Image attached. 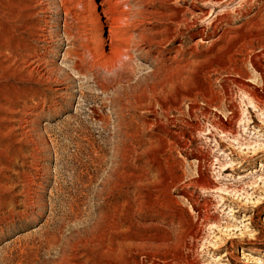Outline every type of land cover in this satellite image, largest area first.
Wrapping results in <instances>:
<instances>
[{
  "label": "rangeland",
  "instance_id": "rangeland-1",
  "mask_svg": "<svg viewBox=\"0 0 264 264\" xmlns=\"http://www.w3.org/2000/svg\"><path fill=\"white\" fill-rule=\"evenodd\" d=\"M90 3L0 0V264H264V0H170L182 38L106 91Z\"/></svg>",
  "mask_w": 264,
  "mask_h": 264
},
{
  "label": "bare ground",
  "instance_id": "bare-ground-1",
  "mask_svg": "<svg viewBox=\"0 0 264 264\" xmlns=\"http://www.w3.org/2000/svg\"><path fill=\"white\" fill-rule=\"evenodd\" d=\"M92 1L93 0H90L91 3ZM130 1L131 0H101V3L98 4L99 10H97L98 8H96V5L94 6V4L90 3L89 12L91 19L87 26L89 27V32L85 35L82 42H80L81 44L79 43V50L70 52V54L77 58V62H75L72 67L77 73L84 74L86 72H91L96 79H99L98 75L102 71L111 74L104 83H100L102 91L107 90L108 84L112 85L117 80L119 83L123 81V77L118 73V69L125 71L130 69L134 58L132 54L133 51L146 50L147 55L149 54L157 60L165 54V51L172 43L182 38V29L179 26L176 12L173 9L169 10L171 11V13L169 12L170 14L161 12L167 7L170 0H136L134 6L133 4L131 6ZM134 8H136V10H133ZM88 17L86 18L89 19ZM86 18L84 17V19ZM151 21H154L157 25L155 27H150L149 23H151ZM170 24L176 27L171 28ZM106 29L107 34L104 37L103 33ZM97 31L98 34H95ZM23 47L15 51V57L18 63L24 60L25 57H23V53L32 52L30 55L31 59L27 62L29 73H36L39 78L42 79H51L53 75L47 68L45 56L34 53L31 46H27V50L22 52ZM181 48L182 46L177 44L175 46V51L179 53ZM170 69L177 71L179 65L173 68L171 67ZM160 71L161 69L159 68L154 71V74L158 75ZM35 95H39L38 91L35 92ZM139 97L140 95L136 92L125 94L123 100L125 101L124 106L129 107L132 103L139 104V102L136 101L139 100ZM256 100L260 102V98H256ZM226 129L229 133H232L231 128H226V126L221 127L223 133ZM112 198L116 199L115 195H113ZM93 242L94 240H92L91 244ZM86 245L89 244H85V246ZM80 256V253L75 251L70 262H65V258H61L62 260L60 259V263L95 264L96 255L93 256L91 252L83 253L82 256ZM80 258H85L86 261L81 263L79 262Z\"/></svg>",
  "mask_w": 264,
  "mask_h": 264
}]
</instances>
